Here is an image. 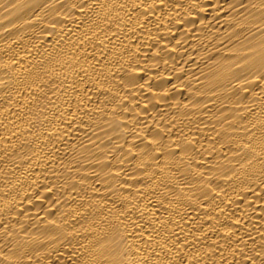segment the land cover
<instances>
[{"label":"bare ground","instance_id":"bare-ground-1","mask_svg":"<svg viewBox=\"0 0 264 264\" xmlns=\"http://www.w3.org/2000/svg\"><path fill=\"white\" fill-rule=\"evenodd\" d=\"M0 264H264V0H0Z\"/></svg>","mask_w":264,"mask_h":264}]
</instances>
